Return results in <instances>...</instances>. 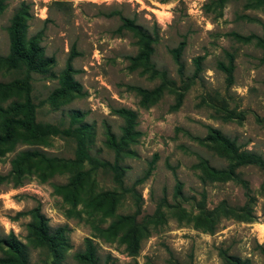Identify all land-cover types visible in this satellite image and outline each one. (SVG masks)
Segmentation results:
<instances>
[{
  "label": "rangeland",
  "instance_id": "1",
  "mask_svg": "<svg viewBox=\"0 0 264 264\" xmlns=\"http://www.w3.org/2000/svg\"><path fill=\"white\" fill-rule=\"evenodd\" d=\"M15 13L26 46L50 59L29 74L35 121L59 132L39 139L0 128V264L5 240L21 245L27 264H86L78 254L88 242L96 264H264L263 172L246 165L229 179L203 169L229 163L207 139L214 131L264 158V48L235 36L263 37L264 1L0 0L2 84L25 76L3 62ZM124 20L150 36L147 62ZM230 61L227 83L220 62ZM59 88L64 95L53 94ZM15 92L0 86V105ZM81 128L86 153L117 164L121 183L79 161L75 134L62 131ZM21 152L34 155L19 161ZM128 215L135 252L121 240ZM38 221L58 233L52 247L36 239Z\"/></svg>",
  "mask_w": 264,
  "mask_h": 264
},
{
  "label": "trees",
  "instance_id": "2",
  "mask_svg": "<svg viewBox=\"0 0 264 264\" xmlns=\"http://www.w3.org/2000/svg\"><path fill=\"white\" fill-rule=\"evenodd\" d=\"M123 25L129 27L138 37L141 49L139 50L137 57L138 59L147 62L152 52L150 36L147 35L140 27L132 24L128 20H124ZM7 31L9 37V50L7 55L3 58V62L8 68L18 70L21 73H24L25 76L24 78H18L13 82H9L7 84L0 83V86H5L7 89L10 87L16 88L17 92H15L14 95H17L18 97L17 100H13V102L6 107L0 105V128H2L5 133L11 134H14L18 130H24L31 136L39 139H42L47 135L56 134L59 132V130L55 126H52L50 124H42L35 121L34 109L29 95V74L31 72H43L45 70V67L50 63V59L39 54L37 48L34 45L26 46V44L23 42L22 19L18 13H15L12 16L11 22L7 27ZM235 36L243 41H248L251 38H254L264 48V35L263 37H259L256 35L241 36L235 34ZM179 50L180 47L174 48L171 50V53L173 54L174 61L178 64V69L180 71L182 70V64L179 59ZM196 63L197 65H199L198 61ZM220 67L226 72L227 83H230L232 81L231 61L229 62V64L220 62ZM67 83L68 77L65 78V84ZM159 88L160 86L150 92L144 91V93L156 95L159 91ZM64 93V88H59L55 90V92H53V94L56 96H62L64 95ZM119 112L122 115L128 117V124L125 127V130L130 131V123L133 117L132 113L124 108L120 109ZM62 132L67 134H75L77 142L79 144V149L77 151V158L79 159V161H81L80 159L85 158L94 166L108 168L113 172L116 182L121 183V172L117 164H112L105 160L93 158L86 153L85 149L82 146L81 140L83 128L78 130L75 129V133L68 130H63ZM207 139L218 143L227 153V157L229 159V163L225 167L220 169L211 168L205 165L203 169L207 170L210 174L216 177L218 176L222 178L239 179L236 169L246 165H255L260 168V170L264 174V158L260 154L250 150L240 149L233 140H230L228 137L222 135L217 131H214L212 134H208ZM111 143H113L114 145V140H111ZM33 155L34 154H30L28 152H21L17 160H28L30 156ZM72 181L73 184H77L79 181V175L75 176ZM119 222H122L124 225H128V228L121 237V240L127 244V247L131 252H135L139 230L134 224L133 216H122L120 217ZM34 224V235L39 243L52 247L57 239L58 233L55 236H51L50 234H48V230L47 228H45L43 223L38 221V223L35 222ZM5 244L10 250L6 254L7 256L4 260L5 263L27 264L25 255L19 243L5 240ZM87 244V250H85L83 253H79L78 259L86 264H96L97 262L94 256L93 247L91 246L90 242H88ZM233 264L242 263L234 261Z\"/></svg>",
  "mask_w": 264,
  "mask_h": 264
}]
</instances>
